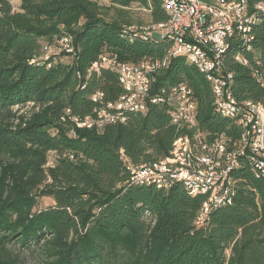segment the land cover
<instances>
[{
  "label": "trees",
  "instance_id": "1",
  "mask_svg": "<svg viewBox=\"0 0 264 264\" xmlns=\"http://www.w3.org/2000/svg\"><path fill=\"white\" fill-rule=\"evenodd\" d=\"M247 2L255 23L246 38L230 39L224 63L236 98L264 105V9L257 7L264 0ZM135 5L149 24L169 20L161 0H21L18 9L0 0V264H28L25 253L38 264H264V179L246 156L231 172L234 203L213 209L203 224L208 195L179 181L164 189L131 179L132 167L169 157L182 135L200 131L210 145L239 148V125L216 111L213 87L195 65L172 56L150 95L187 85L196 128L174 123L170 102L148 101L145 111L122 110L124 121L97 122L100 112L116 115L108 104L125 89L115 71L94 70V62L104 55L153 61L172 45L131 29L143 26ZM64 37L75 53L47 56L45 46ZM89 117L91 128L79 125Z\"/></svg>",
  "mask_w": 264,
  "mask_h": 264
},
{
  "label": "built area",
  "instance_id": "2",
  "mask_svg": "<svg viewBox=\"0 0 264 264\" xmlns=\"http://www.w3.org/2000/svg\"><path fill=\"white\" fill-rule=\"evenodd\" d=\"M161 2L170 15L168 21L133 26L131 29L143 35L169 39L172 45L164 58L127 63L104 55L92 65V69L97 71L103 67L115 71L125 89L119 102L108 104V107L117 111L116 115L100 112L97 122L101 127L104 119L124 121L122 110L145 111L148 101L170 102L175 107L172 111L173 122L181 127L196 128L197 103L187 85H173L162 89V93L157 96L150 95L155 75L167 66L172 56H184L190 64L195 65L213 87L216 111L234 119L239 125V148L228 150L223 140L210 145L205 142L200 131L194 135H182L175 140L169 157L132 167L131 179L141 185L153 184L164 189H170L179 181L193 195H208L197 220L198 224H203L213 209L234 203L237 191L231 172L239 164L241 156H246L255 175L264 179V105L236 98L231 87L233 73L227 71L224 63V53L230 39L236 32L246 38L256 19L249 14L247 0ZM257 7L264 9L263 4ZM56 48L46 45L45 54L49 56L63 51L75 53L70 37L60 39ZM57 50L60 52L57 53ZM237 59L246 62L240 54ZM51 65V62L48 63V67ZM102 96V93H98L93 99L98 101ZM95 121L89 117L79 125L91 128Z\"/></svg>",
  "mask_w": 264,
  "mask_h": 264
},
{
  "label": "rangeland",
  "instance_id": "3",
  "mask_svg": "<svg viewBox=\"0 0 264 264\" xmlns=\"http://www.w3.org/2000/svg\"><path fill=\"white\" fill-rule=\"evenodd\" d=\"M14 6L15 9H18L19 6H20V3H21V0H10ZM103 4H109L108 1H102ZM132 15L136 18L137 21H140L141 23L140 24H143V25H148L150 23V15L149 13L144 9L142 8L141 6L139 5H135L133 6L132 8ZM136 25H139V23H136ZM56 46H54L53 48L57 49ZM60 51L57 50V53H59ZM56 54V53H54ZM61 59H63L64 61H68L70 58L67 57V56H62L60 55ZM53 157H54V154L51 153L50 154V161L53 160ZM52 162V161H51ZM50 204V201H45L43 203V205H48ZM23 257H25V259H27V263L28 264H38V259H37V256H35L34 254H30V253H25V254H22Z\"/></svg>",
  "mask_w": 264,
  "mask_h": 264
}]
</instances>
